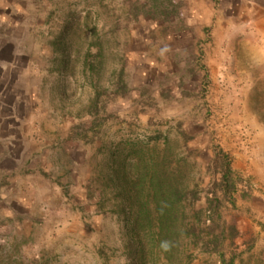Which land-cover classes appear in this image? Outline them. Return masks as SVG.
Instances as JSON below:
<instances>
[{"label": "rangeland", "instance_id": "374dc122", "mask_svg": "<svg viewBox=\"0 0 264 264\" xmlns=\"http://www.w3.org/2000/svg\"><path fill=\"white\" fill-rule=\"evenodd\" d=\"M0 264H264V0H0Z\"/></svg>", "mask_w": 264, "mask_h": 264}, {"label": "trees", "instance_id": "16d2710c", "mask_svg": "<svg viewBox=\"0 0 264 264\" xmlns=\"http://www.w3.org/2000/svg\"><path fill=\"white\" fill-rule=\"evenodd\" d=\"M154 185V184H153ZM154 197L158 200V202H163V204L159 205V217L161 221L159 223V229L161 233L167 232L168 224L167 222L173 223L178 215V207L174 204V199H176L178 190H176L175 186H171L169 189H165V187L161 186V183L158 182L154 185ZM170 223V224H171ZM138 227L137 221L134 222V228Z\"/></svg>", "mask_w": 264, "mask_h": 264}]
</instances>
